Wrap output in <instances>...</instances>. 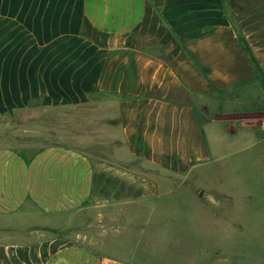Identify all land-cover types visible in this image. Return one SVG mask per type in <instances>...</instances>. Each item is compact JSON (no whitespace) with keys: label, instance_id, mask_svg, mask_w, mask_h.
I'll return each instance as SVG.
<instances>
[{"label":"crops","instance_id":"crops-1","mask_svg":"<svg viewBox=\"0 0 264 264\" xmlns=\"http://www.w3.org/2000/svg\"><path fill=\"white\" fill-rule=\"evenodd\" d=\"M92 105L95 147L25 140ZM263 141L264 0H0V264H137L110 237Z\"/></svg>","mask_w":264,"mask_h":264},{"label":"rangeland","instance_id":"rangeland-1","mask_svg":"<svg viewBox=\"0 0 264 264\" xmlns=\"http://www.w3.org/2000/svg\"><path fill=\"white\" fill-rule=\"evenodd\" d=\"M97 113L96 105L26 109L19 123L30 145L95 147L105 127ZM169 189L177 194L152 217L110 237L120 246L105 248L107 254L137 264H262L264 141L258 152L199 167Z\"/></svg>","mask_w":264,"mask_h":264}]
</instances>
